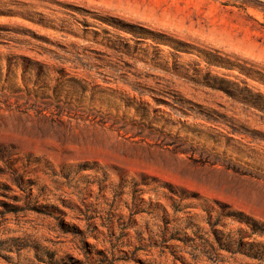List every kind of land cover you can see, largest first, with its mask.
<instances>
[{"label": "rangeland", "instance_id": "1", "mask_svg": "<svg viewBox=\"0 0 264 264\" xmlns=\"http://www.w3.org/2000/svg\"><path fill=\"white\" fill-rule=\"evenodd\" d=\"M109 16L264 75V0H0V264H264V109Z\"/></svg>", "mask_w": 264, "mask_h": 264}, {"label": "trees", "instance_id": "2", "mask_svg": "<svg viewBox=\"0 0 264 264\" xmlns=\"http://www.w3.org/2000/svg\"><path fill=\"white\" fill-rule=\"evenodd\" d=\"M100 20L103 24L114 29L118 37V46L126 50H129L132 44L134 50H138V46L144 44L147 48L153 50L155 59L160 60L159 55L164 52L163 47H167L170 49L169 53L175 59V63H178V59L182 55H195L197 59L193 61L192 65L198 68L193 69V73H189V69H186L185 77L188 80L221 91L251 107L264 109V95L254 93L248 84L249 81H256L253 77L254 74L260 75L258 81L264 82V75L255 71L252 66L247 67V63L237 64L217 50L197 49L172 34L152 29L140 23L128 22L112 16L101 17ZM104 31L109 33L107 30ZM202 65L205 68L204 73L199 68ZM236 68H238V73L234 75L235 80L232 81L229 77L231 76L230 72H234ZM242 216L244 215L242 214ZM243 219L253 233L260 232L264 234V227L258 226L253 219L247 216H244ZM241 246L244 245L241 244ZM254 246L256 247L253 250V257L264 258V246L259 244Z\"/></svg>", "mask_w": 264, "mask_h": 264}]
</instances>
